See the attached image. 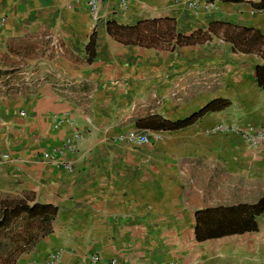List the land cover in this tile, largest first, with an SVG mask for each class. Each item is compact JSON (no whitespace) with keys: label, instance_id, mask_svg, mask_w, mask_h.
Masks as SVG:
<instances>
[{"label":"crops","instance_id":"0c3cea01","mask_svg":"<svg viewBox=\"0 0 264 264\" xmlns=\"http://www.w3.org/2000/svg\"><path fill=\"white\" fill-rule=\"evenodd\" d=\"M205 3L104 0L93 10L89 0H0V216L5 199L58 208L46 233L45 223L25 215L4 229L27 221L16 264H44L53 252L60 253L57 264H264V212L256 231L196 235L199 210L237 204L219 201L222 187L194 188L218 179L201 169L224 161L225 138L204 129L224 121L229 107L178 130L140 126L154 116L184 118L241 91L240 56L253 52L226 41L212 49L173 47L174 37L212 23L217 31L232 25L264 33V15L248 2L216 0L212 10ZM231 59L240 75L223 73ZM257 64L264 62L254 63L252 86L264 91ZM216 74L231 86L205 88L203 78ZM60 117L68 120L56 127ZM76 128L77 151L55 152ZM135 128L147 130L151 142L119 139ZM46 151L73 170L44 161Z\"/></svg>","mask_w":264,"mask_h":264},{"label":"rangeland","instance_id":"374dc122","mask_svg":"<svg viewBox=\"0 0 264 264\" xmlns=\"http://www.w3.org/2000/svg\"><path fill=\"white\" fill-rule=\"evenodd\" d=\"M206 3L208 5L210 2L206 0ZM199 6L200 4L197 3L196 8L193 9H198ZM207 8L210 10L215 9L216 5L214 7L209 6ZM258 12L264 15V10H260ZM218 31L219 32L217 35L213 33L211 35L206 34L203 36L205 40L201 42V44H198L201 46H195L193 49H212L216 48L221 42H231L227 39L229 34L226 33V30ZM232 48L233 50L244 53L239 48H234V45H232ZM240 57L241 91L237 97L232 98L235 101L237 100L235 103H233L231 98L225 97L230 99L231 104L226 110L227 118L224 121L221 120L218 123H224L230 126L235 125L236 127H247L250 125L259 126L264 123V91L259 88L253 89L252 76L250 73L254 69L255 62H264V60L262 59V56L259 52H253L252 55L248 56L241 54ZM236 60L237 59L233 61L231 59L226 61L221 68L223 73H227L230 76H236L237 74L240 75V73H238V69H236L234 66ZM216 75L217 76L206 79L203 78V86L207 89H213L223 85L231 86V84L222 81L219 77V74ZM211 126H208L204 129V134L208 136L221 134V136L225 138L224 143L226 145V151L224 152V161L218 162V164L215 161L209 162V165L206 169L203 167L201 169L202 176L206 174L208 177H218V179L212 178L209 183L205 184H194V188L201 187L205 190H208L210 193H215L218 189L220 193L222 187L224 195L223 197L218 196V199L220 201L222 198V200L227 203L256 202L258 199L264 196V144L253 146L244 141L243 138L233 130L227 133H210L207 129H209ZM231 144H234V147H232ZM193 172L194 175L197 174L196 169H194ZM222 177H224L223 183H221L220 179ZM216 180L219 182L216 183ZM211 198L214 199L215 196H212ZM263 216L260 218L263 219ZM26 223V219L23 218L17 222L16 226L13 227L12 230H2L0 237L2 240L7 239V242L5 244L1 242L0 244V264H16V259L18 262V257L23 250V244L20 243V241L21 238H23V226H25ZM35 226L36 225H34L32 229L35 230ZM8 242L11 243V247L9 246ZM11 256L14 258L10 259L9 257Z\"/></svg>","mask_w":264,"mask_h":264},{"label":"trees","instance_id":"16d2710c","mask_svg":"<svg viewBox=\"0 0 264 264\" xmlns=\"http://www.w3.org/2000/svg\"><path fill=\"white\" fill-rule=\"evenodd\" d=\"M209 2H215L216 0H208ZM224 2H248L254 8L264 10V0H221ZM162 19H153L154 22H159ZM216 23L210 24L208 30L198 29L195 32L185 35L176 34V38L173 47L183 46V45H196L200 44L205 40L203 36L211 35V33L218 34L215 28ZM221 24V23H217ZM139 25V23H138ZM226 28V33H228L227 39L230 40L234 48H239L242 52L252 53L259 52L264 58V33L258 29L232 26ZM162 40L157 39V42ZM95 43V36L92 34L90 41L87 45L88 51H90V58L92 57L91 48ZM136 43H142V41H137ZM256 69V79L257 84L264 89V65L257 64ZM231 104L230 99L225 97H216L207 102L199 110L193 112L192 114L180 118L177 120L166 119L160 116L159 120L157 116L154 118L147 119L144 123L140 124L143 128L149 129H163V130H178L185 128L189 125L194 124L203 116L209 112L221 111L227 108ZM30 198L2 200L1 204V216H0V230L11 227L14 221L22 216H26L29 220L45 223L44 230L45 233L49 230L47 229V224L51 219L55 218L58 213V208L52 204L45 203H29ZM264 212V196L258 199L254 203H237L232 206L225 207H214L199 210L197 212V228L196 235L199 240H204L207 238H214L223 236L225 234H232L238 232H244L246 230H258V217ZM222 225L229 226L225 229L215 230L216 227ZM201 226L204 228H209L207 231H202ZM213 228V229H212Z\"/></svg>","mask_w":264,"mask_h":264},{"label":"built area","instance_id":"2783aa9c","mask_svg":"<svg viewBox=\"0 0 264 264\" xmlns=\"http://www.w3.org/2000/svg\"><path fill=\"white\" fill-rule=\"evenodd\" d=\"M104 0H89V4L91 5V8L93 10H96L97 7L102 3ZM123 6L128 5V0H121ZM197 3L194 1L189 2V7L196 8ZM209 6H215L214 2H210L208 5L206 3V7ZM22 115H25V111H21ZM65 119L64 117H60L58 119V123L56 127L59 126L60 123H62ZM73 124V121H70ZM210 133H227L230 131H236L244 141L247 143L253 145V146H259L264 144V123L259 126H247V127H239L235 125H226L224 123H218L216 125H213L207 129ZM81 132L78 128H76L73 133H71L66 139L64 140L62 146L58 149H55V152H58L60 154H63L65 152H76L77 151V143L81 139ZM159 138V136H157ZM119 139L121 141H124L126 143H149L151 142V136L150 133L147 130L142 129H131L127 133L120 135ZM43 160L47 162H51L54 164L62 165L64 168L68 171L73 170V163L70 161H62L54 159L51 156V153L49 151H46L43 153ZM60 259V253L59 252H53L49 255V258L47 259L46 263L44 264H57V262ZM115 262V261H114ZM167 264H182L179 261H170Z\"/></svg>","mask_w":264,"mask_h":264}]
</instances>
